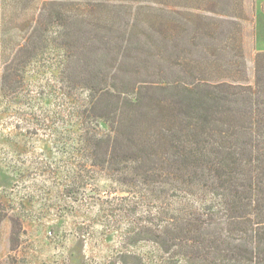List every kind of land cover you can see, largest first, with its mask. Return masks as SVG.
Returning <instances> with one entry per match:
<instances>
[{
  "label": "rangeland",
  "instance_id": "374dc122",
  "mask_svg": "<svg viewBox=\"0 0 264 264\" xmlns=\"http://www.w3.org/2000/svg\"><path fill=\"white\" fill-rule=\"evenodd\" d=\"M255 1L233 0L229 7L233 17L226 26L231 31L228 44L240 43L251 83L256 53L264 51V11L255 13ZM87 3L91 9L83 12ZM96 4L95 0H0V76L28 31L38 27L41 33L33 58L27 64L20 62V86L13 92L0 87V201L22 226L17 248L12 250L10 220L0 223V262L125 264L120 259L125 252L127 264H196L177 258L175 248L165 251L158 243L141 239L153 235L152 229L162 219L160 211H167V205L175 207L177 201L184 205L192 196L179 195L175 187L180 184L132 175L126 170L137 168L130 161L116 168L97 165L92 151L96 137L112 133L109 111L121 106L123 112L124 105L115 104L114 96L121 86L127 83L126 89L138 81L155 85L162 74L177 72L175 67H164L160 59L156 8L179 9V15L194 27L205 15L204 2ZM214 9L221 11V2ZM175 15L171 12L167 19ZM93 19L110 21L95 39ZM125 26L133 30L134 43L120 56L113 35ZM171 42L166 43L167 51ZM153 87L149 93L155 95ZM160 121L152 111L120 125L125 130L132 125L135 137L152 139V135L159 138ZM235 224L227 225L215 212L205 227L232 242L238 234L229 235L227 228ZM260 249L264 250V244ZM134 255L141 256L142 262H136ZM257 260L255 264H264V254Z\"/></svg>",
  "mask_w": 264,
  "mask_h": 264
},
{
  "label": "trees",
  "instance_id": "16d2710c",
  "mask_svg": "<svg viewBox=\"0 0 264 264\" xmlns=\"http://www.w3.org/2000/svg\"><path fill=\"white\" fill-rule=\"evenodd\" d=\"M95 1L107 6L112 0ZM217 1L223 5L221 11L214 9ZM232 1L203 0L205 15L194 27L179 15V9L156 8L160 14L156 30L162 37L160 59L164 67H175L177 72L162 74L155 85L138 81L125 89L126 83L120 90L113 85L115 104L120 101L123 112L121 106L109 111L112 133L96 137L92 151L97 165L116 168L130 161L137 168L126 170L132 175L180 184L175 187L179 195L192 196L184 205L178 201L175 207L167 205V211H160L162 219L152 229L153 235L141 239L152 240L165 251L175 248L177 258L196 264H255L264 254L260 249L264 244V51L256 53L251 83L240 43L228 44L231 31L226 26L233 17L229 10ZM86 5L83 12L91 9L90 3ZM262 8L264 11V5ZM171 12L176 15L168 20ZM109 22L93 19L94 39ZM121 30L120 36L113 35L120 56L134 43L133 30L126 26ZM27 35L14 58L2 68L1 88L14 91L22 83L20 62L27 64L33 58L41 33L33 27ZM150 86H155V95L149 93ZM95 108L100 110L97 105ZM152 111L161 117L159 138L135 137L132 125L126 130L120 125ZM160 166L164 169H158ZM215 212L227 225L238 223L227 228L229 235L238 234L234 241L205 227ZM6 218L11 223L10 249L15 250L21 220L8 215L0 201V223ZM239 236L243 241H238ZM126 254L120 258L125 264ZM133 258L142 262L139 255Z\"/></svg>",
  "mask_w": 264,
  "mask_h": 264
},
{
  "label": "crops",
  "instance_id": "0c3cea01",
  "mask_svg": "<svg viewBox=\"0 0 264 264\" xmlns=\"http://www.w3.org/2000/svg\"><path fill=\"white\" fill-rule=\"evenodd\" d=\"M263 3H264V0H256L255 1V13H256L257 9H260L261 12L263 13V11H262V5H263ZM255 24H256V21H255Z\"/></svg>",
  "mask_w": 264,
  "mask_h": 264
}]
</instances>
